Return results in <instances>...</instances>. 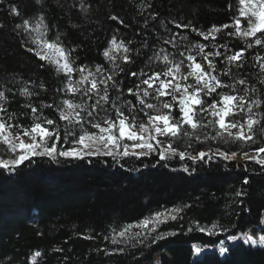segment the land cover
Listing matches in <instances>:
<instances>
[{"label":"trees","instance_id":"obj_1","mask_svg":"<svg viewBox=\"0 0 264 264\" xmlns=\"http://www.w3.org/2000/svg\"><path fill=\"white\" fill-rule=\"evenodd\" d=\"M10 3L18 6L19 18L9 14ZM237 6L238 0H83L82 5L81 0H39V3L37 0H3L0 4V24H3L0 28V84L15 91L33 81L29 87L40 94L39 99L32 101L37 107L41 100L50 102L53 90L63 86L64 76L57 75L50 66L47 70L41 69V62L21 48L19 38L13 33L16 23L26 17L34 18L39 12L46 14L48 39L60 34L66 47L75 46L73 56L78 58L77 64L104 63L110 68L101 53L111 38L115 35L118 41H131L129 47L140 49L134 62L125 65L117 61L125 68V73H130L141 69L162 70L163 65L158 61H154L150 69L147 60L161 48L174 51L164 43L170 33L178 31L169 20L191 22V26L207 31L213 24L229 22ZM153 14H157L155 20ZM111 15L124 23L112 21ZM145 19L148 20L146 26ZM243 23L246 26V21ZM179 31L181 36H187L189 43H207L190 29ZM145 40L147 47H144ZM230 43L243 46L238 39ZM256 52L264 55L260 49H253L248 55ZM256 71L249 67L241 70L250 83L256 82ZM120 79L125 97L131 99L126 89L134 87L137 78L122 73ZM41 81L47 93L39 89ZM10 99L9 112L17 115L24 112L27 118L19 123L30 126V111L21 108L28 101L19 95ZM44 113L55 119L50 110L45 109ZM58 123L63 125V122ZM257 145H227L221 150L252 152ZM209 146L215 149L218 145L216 141L202 145L204 150ZM2 157L7 156L2 154ZM157 158L155 155L139 160L129 157L116 163L112 157L105 156L83 161L59 158L58 162L45 157L25 162L14 174L0 170V264H33V258L35 264H148L159 253L177 258L195 244L214 246L247 226L260 228L258 222L264 212V170L255 162L213 159L192 164L177 157L166 162L167 167L165 162L153 167ZM185 163L196 171H182ZM245 177L249 180L247 184L243 182ZM238 191L245 195L238 197ZM185 205L191 206L185 208ZM173 206L182 209L178 218L161 224L156 233L141 237L143 244L134 240L114 245L111 239L103 238L111 237V228L119 231L123 225L139 223L153 212ZM213 222L227 231L209 236L198 230L197 223L210 228ZM158 233H164L165 238L152 243ZM83 235L95 239H83ZM101 248L125 250L105 255L96 250ZM227 248L222 256L215 250H207L193 260L188 259L186 264H264V260L241 241ZM36 251L41 253L39 257H35Z\"/></svg>","mask_w":264,"mask_h":264},{"label":"snow or ice","instance_id":"obj_2","mask_svg":"<svg viewBox=\"0 0 264 264\" xmlns=\"http://www.w3.org/2000/svg\"><path fill=\"white\" fill-rule=\"evenodd\" d=\"M228 8L231 11L232 5L229 4ZM9 14L17 18L21 16L15 3L9 4ZM156 16L153 14L152 19L155 20ZM110 19L121 25L124 23L116 15H111ZM168 23L178 30L164 40L174 51L161 48L147 60L150 69L152 63L158 61L163 65L162 70L141 69L130 73H125V68L117 61L125 65L134 62L140 49L129 47L131 41H118L114 35L101 53L111 67H105L104 63L89 66L77 64L78 58L73 56L75 46L66 47L60 34L48 39L49 26L44 12L16 23L13 33L19 38L21 48L41 62V69L47 70L50 66L65 79L62 87L53 90L50 102L41 100L39 107L32 102L33 98L39 99L40 96L29 87L33 81L24 83L15 91L0 84V144L11 154L9 158L0 157V170L14 174L25 162L45 157L58 162L59 158L83 161L105 156L119 163L123 158L139 160L153 155L158 157L153 167L162 162L167 167L166 162L177 157L180 161L196 164L213 159L234 161L239 155L242 160L255 162L264 170V55L260 52L248 55L253 49L264 51V0H238L236 14L230 16L229 22L213 24L207 31L191 26V22L184 24L169 20ZM144 24H148L147 19ZM161 24L166 27L164 21ZM183 29H190L207 43L187 42V36L180 35L179 30ZM218 39L223 42L218 43ZM234 39L241 41L243 46L232 45L230 41ZM144 47H147L146 40ZM245 67L257 70L255 83H250L242 74ZM122 73L138 80L134 87L126 89L131 99L125 97L120 79ZM39 89L45 93L48 91L43 81ZM17 95L28 101L21 108L30 111V126L19 123L27 118L24 112L20 115L9 112L10 97ZM45 109L50 110L55 119L46 116ZM26 137L31 139L30 143L25 142ZM212 141L218 146L204 150L202 145ZM227 145L257 146L250 154L248 151L221 150ZM182 171L195 172L196 168L185 163ZM243 182L249 183L248 178L245 177ZM236 195L239 197L245 193L238 191ZM181 210L173 206L155 211L139 223L123 225L119 231L111 228V237L105 235L103 238L111 239L114 245L134 240L143 244L141 237L156 233L159 226L169 220H176ZM258 223L261 233L258 238L244 231L228 235L226 239H242L245 244L264 248V215ZM197 227L209 236L227 231L216 222L210 228L198 223ZM82 238L95 239L90 235ZM163 238L165 234L158 233L153 236L152 243ZM224 243L220 240L216 246L221 255L228 251ZM96 250L112 255L125 249ZM202 251L201 247H193L195 256ZM40 255L39 251L35 252V257Z\"/></svg>","mask_w":264,"mask_h":264},{"label":"rangeland","instance_id":"obj_3","mask_svg":"<svg viewBox=\"0 0 264 264\" xmlns=\"http://www.w3.org/2000/svg\"><path fill=\"white\" fill-rule=\"evenodd\" d=\"M25 142L30 143L31 142V139L28 138V137H26L25 138ZM249 153L252 154V152H249ZM2 154L4 156H7L6 158H9V156L11 155L10 153H8L6 151V146L0 144V157H2ZM236 161L240 162V161H242V159L240 157H237ZM262 215H264V212H263ZM244 231H248L249 234H252L256 238H258V236L261 234L260 233V228H256V227H252V226L251 227L250 226H247L245 230L240 231V232H244ZM240 232H238V233H240ZM238 241L243 242L242 239L241 240H237V241H228L227 239H224V242H225L224 243V246L225 247H228L229 245H231V244H233L235 242H238ZM217 245H219V243H217L214 246H209V247H204V246H200L198 244H195L193 246H190L188 248V250H186L183 253H181L180 256L177 257V258L169 257L165 253H159V254L154 255L152 261L150 263H148V264H186V262L188 261V259L193 260V259L199 257L204 251H207V250H209V251L215 250V251H217L219 253V255H221L220 252H219L218 247H216ZM246 245H249L256 252V254L261 259L264 260V248H262L260 246L253 247L250 244H246ZM194 246L195 247H201L202 249H204V251H202V253L199 256H195V255H193V247Z\"/></svg>","mask_w":264,"mask_h":264}]
</instances>
